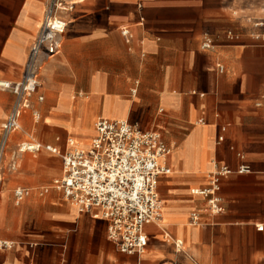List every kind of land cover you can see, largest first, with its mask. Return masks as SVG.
Masks as SVG:
<instances>
[{
  "label": "crops",
  "instance_id": "crops-1",
  "mask_svg": "<svg viewBox=\"0 0 264 264\" xmlns=\"http://www.w3.org/2000/svg\"><path fill=\"white\" fill-rule=\"evenodd\" d=\"M48 1L0 0V79H21ZM66 17L2 147L0 237L12 245L0 264H264V39L248 20L264 19V0H83ZM16 101L0 88V148ZM99 118L157 130L171 150L141 256L53 185L63 159L45 146H89ZM29 140L42 148L18 152ZM239 152L251 171L222 178L215 213L200 190L220 166L238 168ZM18 187L29 190L20 201Z\"/></svg>",
  "mask_w": 264,
  "mask_h": 264
},
{
  "label": "built area",
  "instance_id": "built-area-1",
  "mask_svg": "<svg viewBox=\"0 0 264 264\" xmlns=\"http://www.w3.org/2000/svg\"><path fill=\"white\" fill-rule=\"evenodd\" d=\"M81 1L49 0L40 32L29 49L21 79H0V88L9 89L17 96L16 104L4 124L0 159L7 137L19 128L20 117L40 85L42 57L50 58L58 53L59 37L65 33L68 25L66 14L72 12ZM248 20L253 26L261 28L264 39V19ZM203 47H210V42H205ZM39 98L43 99V96ZM223 139L224 136L220 135L219 141ZM41 148V144L31 140L20 142L17 146L20 153L39 151ZM45 148L60 154L63 159V175L54 180V187L61 190L64 197L80 210L104 219L108 226V238L121 252L141 256L148 242L145 225L160 222L163 216V200L158 191L159 177L171 172L166 161L171 150L161 133L143 130L125 119L99 118L96 135L88 148L74 147L70 138L64 152L51 145ZM238 156L243 160L238 168L220 166L212 174L209 185L200 190L215 213L223 210L219 197L222 178L235 172L251 171L250 165L244 162V154L239 152ZM2 181L0 165V191ZM28 194L29 190L23 187L15 190L19 201ZM11 245L10 241L0 237V247Z\"/></svg>",
  "mask_w": 264,
  "mask_h": 264
},
{
  "label": "bare ground",
  "instance_id": "bare-ground-1",
  "mask_svg": "<svg viewBox=\"0 0 264 264\" xmlns=\"http://www.w3.org/2000/svg\"><path fill=\"white\" fill-rule=\"evenodd\" d=\"M71 140V142H72V144H73V146L74 147H79V148H88L90 145H91V143H92V141H91V143H90V145L89 146H87V147H85V146H81L79 143H77L74 139H70ZM93 140V139H92Z\"/></svg>",
  "mask_w": 264,
  "mask_h": 264
}]
</instances>
